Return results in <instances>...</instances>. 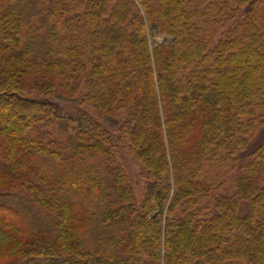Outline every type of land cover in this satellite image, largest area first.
<instances>
[{
    "label": "trees",
    "instance_id": "obj_1",
    "mask_svg": "<svg viewBox=\"0 0 264 264\" xmlns=\"http://www.w3.org/2000/svg\"><path fill=\"white\" fill-rule=\"evenodd\" d=\"M262 128L264 0H0V264H264Z\"/></svg>",
    "mask_w": 264,
    "mask_h": 264
},
{
    "label": "rangeland",
    "instance_id": "obj_2",
    "mask_svg": "<svg viewBox=\"0 0 264 264\" xmlns=\"http://www.w3.org/2000/svg\"><path fill=\"white\" fill-rule=\"evenodd\" d=\"M150 41H151V45L152 47L155 46L156 44H171L173 42V37L169 34L166 33H161L158 32L156 29H152V31L150 32ZM36 90H33L31 92L32 96L36 97L38 95L37 92H35ZM59 93H56L55 95V99L61 103V105L65 108V110L69 113H73L77 110V108H82L85 110L90 111L95 118H97V120H100L102 123L108 125L109 127H111L112 129H116L117 128V123L116 120L111 118V117H106L101 115L98 111H96L93 107L90 106V104H88L87 102H81L82 97H80L81 95L76 96L75 98H71L69 96L66 95V91L62 90L58 91ZM7 104V103H5ZM3 107V106H1ZM264 141V128H262L256 135L255 137H253L252 142L250 143V148L248 149V152L245 153L244 155V160L243 162H246L249 157L250 154L254 151V149H256L262 142ZM124 154H122L123 156V163H124V167H126L129 176L132 180V183L134 185V190L136 193V196L141 199L143 197V187L145 184V180L142 179L141 176V167L139 165V163L137 162V160L135 159V156L132 154H129L126 151H123ZM128 153V154H127ZM236 173H232V175L235 176ZM11 199V201H14L15 199L12 197H9ZM18 207L24 209L25 206L30 207L27 202L23 201L20 202L19 200H15ZM25 205V206H24ZM246 207L243 206V212L244 209Z\"/></svg>",
    "mask_w": 264,
    "mask_h": 264
}]
</instances>
